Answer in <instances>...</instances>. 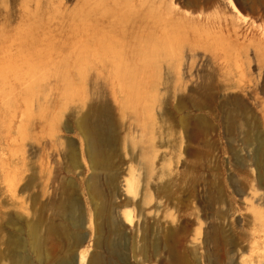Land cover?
Returning <instances> with one entry per match:
<instances>
[{
	"label": "rangeland",
	"instance_id": "1",
	"mask_svg": "<svg viewBox=\"0 0 264 264\" xmlns=\"http://www.w3.org/2000/svg\"><path fill=\"white\" fill-rule=\"evenodd\" d=\"M48 2L52 10L45 13ZM7 3L10 32L47 17L61 41L78 26L82 33L114 27L125 50L138 46L139 21L146 18L148 69L133 80L113 81L96 75L95 63L87 58L40 61L21 49L28 65L42 68L28 73V65L21 64L22 73L0 77V252L6 235L25 237L17 222L33 219L37 208L48 225L68 227L57 207L63 198L60 185L75 179L78 205L86 214L72 264H87L94 251L104 264H264V0ZM2 16L0 8V40ZM91 102L104 109L112 147L114 135L117 139L114 163L123 194L106 187L108 171L97 174L102 198L114 201L119 257L95 248L101 219H94L82 183L92 172L72 121L83 110L93 120L94 111L86 107L95 106ZM157 126L161 146L154 148ZM69 143L76 147V167L65 154ZM5 155L24 162L23 180L7 170ZM164 181L168 185L161 193L157 186ZM8 217L17 222L7 224ZM102 224L104 237L108 230ZM46 229L45 252L59 247L57 257L54 251L48 256L52 264L74 246ZM0 264L16 262L6 257Z\"/></svg>",
	"mask_w": 264,
	"mask_h": 264
},
{
	"label": "bare ground",
	"instance_id": "2",
	"mask_svg": "<svg viewBox=\"0 0 264 264\" xmlns=\"http://www.w3.org/2000/svg\"><path fill=\"white\" fill-rule=\"evenodd\" d=\"M7 5L8 3L6 4L5 0L4 5L0 6L3 12V16L1 18V29L3 33L0 40V77L3 75H8L9 73H22V70L19 69V66L21 64L28 65V55L25 54V52L22 53V48L32 51L33 55H36V58H39L40 61L45 59L48 61L51 59L64 60L69 57H73L76 61H79L83 58H87L95 63L94 73L96 75L107 76L113 81L114 77L133 80L144 75L148 69V52L145 48L147 29L146 18H143L139 21L141 34L139 37L138 46L135 45L130 50H125L121 42L116 41L117 38L115 37L118 36L114 34V27H110V29L108 28L106 31L101 28H93L89 29V32L87 33H82L80 32L82 28L78 26L79 28L72 30V33H70L69 36L63 41H61V39L56 38L57 35L54 34L55 32L57 33V31L52 33L53 29L50 28L51 25L47 23L50 21L47 17L46 21L41 24L29 26L23 30L16 28L13 30V32H10L9 29L6 28L8 26H6L5 21V18L7 17L6 13L9 12L7 11L5 13V11L9 8ZM42 5H37L36 7H40L42 10ZM44 6L45 13H49L50 10H52V4L50 2ZM44 10L42 11L44 12ZM33 31H35L36 35H32ZM68 41L69 43L67 46V53L61 54V52L64 50L66 42ZM11 50H13L12 53ZM38 67L39 66L37 65H28L26 67V72L31 73L42 68ZM56 73H59V71H56ZM91 103L94 104V102ZM89 104L90 103H88V105ZM91 105L92 104H90V106ZM92 106L91 108L93 109L89 108V106L86 107H88L87 109L90 111H94L92 113L95 115L93 120L90 118L94 116H91L88 111L86 112L82 109L84 113L80 112L79 115L74 114L72 121L73 131H75L84 142V154L88 160L89 167L92 172V174H90L88 178L84 179L82 183H84V188L86 190L85 195L87 196L85 197L92 208L94 219H96V221L97 219H101L102 221L99 220L98 223L100 221L103 222L108 230V236L106 235L102 237V230L104 229V226L103 224L100 225L101 222L100 224L96 222V237L94 239L95 248L99 246L104 247L110 256L119 257L120 249L116 240H119L120 231L116 224L117 222L115 223L116 220H114V201H112V198H109L111 200L110 202L107 201V199H105L106 196L104 197V195L103 197L106 201H103L104 199L102 198V192L100 191V184L102 185V183H100L101 178L99 180L97 174L98 170L108 171L106 176H104V183L106 187L111 193L113 191V193L116 192V195L123 194L122 192L124 188L122 187L124 186V183H122V180H120V173L117 170V164L114 163V158L117 154V139L114 135V147H112L111 128L110 124H106L105 121L107 120L104 121V109L97 105L93 107ZM134 113L137 114V111L134 110ZM143 129H145V124L143 125ZM155 134L156 139L154 141V148H157L161 146L160 130L158 126L155 129ZM66 147L67 148L65 151L67 153L65 154L68 155L71 165L76 167L78 163L76 147H74L72 143H69ZM4 159L5 163L7 164V170L15 171L17 173L19 172L18 177L19 179L23 180L24 178H22L21 174L24 170V162H20L21 160L15 158L12 159L8 156L7 158L4 157ZM41 169H43V167H41ZM79 176L80 175L78 174V179ZM167 185L168 183L164 181L160 186L157 187H159V191L162 193L163 191H166ZM60 187L61 191L63 192V198L57 207H59L61 210L62 217L68 222L69 226L63 227L65 225H60L63 228L57 229L53 226H50L52 224L48 225V222L44 218L43 213L41 210H39V208H37L38 210L35 209V212L33 213L34 218H31V220L20 218L17 222L16 219L8 217L6 221L8 222L7 224H12L13 222L20 224L19 231L22 232L24 230L25 237H23L24 235L20 236L16 234L6 235L3 239L5 250L4 252H0V258L2 260L6 257H9L13 259L16 264H31V260L29 259L30 257L35 259L39 264H49L50 260L48 262V256L55 255V257H57L55 249H57L56 247L58 246L52 245L48 250L46 249L47 252H50H45V242L47 236L42 234L43 227H47L46 230L50 236V233L55 231V233H57L58 231L59 235L65 240L71 239L70 241L73 242L74 247L70 248L75 249V247L80 246L83 237V234L80 232V228L83 226L82 223L85 222L83 221V215L86 213H83L84 211H80L78 199L76 198V194L78 191H80L79 187L76 184L75 179H68V181L63 182ZM70 248L68 251L64 250L65 255L63 254V256L61 254L63 256H61L62 258L59 255L58 260L56 259L55 262V259L51 257L54 259H51L53 260L52 264H72L74 258V249L72 250ZM52 251H54V255L52 254ZM57 251L58 250H56V252ZM96 252L94 251V253L90 255L87 264H104L102 259L103 256L101 257L100 253L98 252L99 254H97ZM110 263L111 262L108 264Z\"/></svg>",
	"mask_w": 264,
	"mask_h": 264
}]
</instances>
